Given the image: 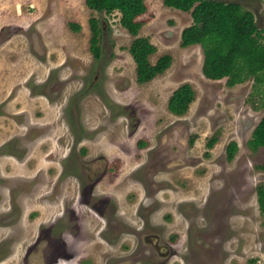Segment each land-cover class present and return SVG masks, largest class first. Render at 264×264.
Wrapping results in <instances>:
<instances>
[{
  "label": "rangeland",
  "instance_id": "374dc122",
  "mask_svg": "<svg viewBox=\"0 0 264 264\" xmlns=\"http://www.w3.org/2000/svg\"><path fill=\"white\" fill-rule=\"evenodd\" d=\"M224 1L239 2L251 11L264 38V0ZM145 4L146 12L137 18L142 23L137 37L147 38L154 46V51L148 57L151 64L165 55L171 57V62L152 80L139 84L136 82V66L129 52L136 37L120 24L118 11L106 13L91 10L85 0H0V107L5 106L8 117L0 118V144L11 136L28 132L33 136L50 137L49 141L56 150L59 137L68 134L67 121L77 120L85 128L86 161L91 164L99 156L108 161L103 181L106 182L116 175L112 171L122 172L123 175L118 178L121 179L129 168L144 161L145 148L156 146L166 135L163 132L167 128L173 131L172 137L170 133L167 134L168 141L174 142L172 151L179 149L175 143L184 141L178 137V133L186 128L197 137L196 146L190 153L200 158L206 151L208 138L218 132L219 142L209 153V158L206 162L199 159L206 166L203 171L205 176L194 179L195 182L185 193L170 192L165 195L161 192L159 196L166 199L165 205L171 211L178 200H187L188 204L193 201L190 208L189 205L182 207L187 218L174 215L178 236L182 239L187 238L185 227L188 221L192 229L198 230L201 235V229L219 222L214 217L215 213L219 217L218 213L226 208L227 201L231 204L241 203V213L246 218L237 219L236 223L240 243L237 241L230 248L235 254L233 259L228 262V257H223L222 264H264V214L259 211L256 197L257 188L264 186V173L261 171L264 149L259 147L251 150L248 147L251 132L262 116L263 85L253 87V80L248 79L228 87L225 79L212 81L204 78L201 73V47L181 46L182 30L193 24L190 13L166 7L163 0H145ZM90 18L97 19L99 24L98 45L102 52L97 57L89 48L92 35L88 23ZM70 23L79 26V29L73 30ZM10 71L12 77L7 74ZM182 84L191 86L194 100L181 119L176 120L177 117L167 110V101ZM16 112H19L17 116H9ZM24 127L28 129L24 130ZM74 129L77 130V127ZM167 135L159 145L165 146ZM106 139L118 142L119 148L107 147L104 142ZM229 141H235L238 149L234 160L222 169L219 160L223 161L224 147ZM141 142L147 145L142 148ZM39 143L33 144L32 155L37 157L35 161L38 165L35 168L42 167L45 170L47 163L42 160L40 153L35 152L42 149ZM52 145L50 148L44 146V152L52 149ZM214 150L215 155L219 153L221 156L217 161L214 159ZM121 151H127L135 158L131 159L130 155L126 157ZM114 155L118 156L119 162L114 159L116 163H110ZM15 173L19 179V173L12 169V174ZM24 174L29 176L31 173ZM217 174L220 175L211 181V177ZM8 176L3 179L4 186H13L15 177ZM36 177L38 183L42 179L49 181L44 173H38ZM221 183L225 184L222 197L220 192H216L222 186ZM114 186L101 188L108 195ZM99 190L100 187L95 193L98 194ZM211 191L206 206L204 200ZM119 193L121 198L125 192L122 195ZM89 197L96 199L97 195H89L85 200ZM4 198L1 205L8 203V197L3 195ZM222 198L225 200L222 201ZM12 203L16 207L19 202L13 200ZM46 205L27 209H39L32 215L35 217L32 235L36 234L34 227L39 223L42 224L44 236L51 231L47 222L53 214L48 212L49 207ZM82 207L88 221L91 220L95 226L93 207L88 204ZM193 207H196V213L191 216L189 211ZM166 212L165 208L157 218ZM11 219H14L13 216L6 220ZM0 225H4L1 220ZM25 225L22 230H25ZM13 228L0 233L1 264L22 263L25 250L36 239L19 240L21 248L17 251L16 239L13 240L10 235H16L18 227ZM197 239L199 245H206L201 237ZM190 246L194 248V245ZM12 250L14 253L11 254ZM190 257L188 252L182 256L178 252L166 264H184L183 261ZM126 261L130 263L129 259Z\"/></svg>",
  "mask_w": 264,
  "mask_h": 264
},
{
  "label": "flooded vegetation",
  "instance_id": "af4514ba",
  "mask_svg": "<svg viewBox=\"0 0 264 264\" xmlns=\"http://www.w3.org/2000/svg\"><path fill=\"white\" fill-rule=\"evenodd\" d=\"M167 110L177 117L176 120L181 119L187 111L183 114H174L169 111L168 104ZM6 113L5 106H1L0 118H6ZM18 114L19 112H16L9 116ZM256 126L248 140V147L251 150L262 148L261 146L253 147L250 143ZM73 127H77V130H73ZM26 128L28 129V127L23 129ZM66 128L68 134L59 137L56 150L49 141L50 137L38 134L33 136L28 132L11 136L0 144V171L3 172H0V205L6 199H3V195L8 197V203L0 206V220L4 223L0 225V233L18 227V230L15 229L16 235L13 233L10 235V238L16 239L17 251L21 248L19 240L36 237L25 250L20 264H166L178 252L181 256L185 252L191 255L189 259L183 261L184 264L187 262L222 264L223 257H228V262L233 259L235 254L230 248L237 241L240 243V236L237 237L239 229L236 224L237 219L246 218L241 213V203L231 204L227 201L226 208L219 211V217L215 213L214 217L219 219V222L201 229V235L198 230L192 229L189 221L185 222L187 238L182 239L178 236L174 215L179 214L181 218H187L188 215L183 214L182 207L189 205L190 208L193 201L191 200L188 204L187 200H178L171 211L167 204L165 205L166 199L159 196L161 192L165 195L170 192L171 194L185 193L195 182L194 179L205 176L206 173L203 171L206 166L204 162L203 164L199 162V159L206 162L209 158V153L219 142L218 132H214L208 138L205 143L206 151L200 158L190 153L196 146L195 135L190 134L186 128L181 129L178 137L183 138L184 141L175 143L179 149L172 151L174 142L168 141V135L170 133L172 137L173 131L172 128H167L163 132L168 134L164 140L166 147L159 145L165 138L166 135H164L156 146L145 148L144 161L129 168L128 172L124 173L125 176L118 179L123 173L112 171L111 173L116 175L112 176L111 180L103 182L108 167L106 158L99 156L91 164L88 163L84 126L77 123V120H70L67 121ZM13 138L16 139L11 141ZM38 142L42 149L35 152L40 153L42 160L47 163L45 170L42 167L35 168L38 162L35 161L37 157H33L31 148ZM104 142L107 147L119 148L118 142H113L111 139H106ZM140 144L142 148L147 145L145 142ZM51 145L52 149L44 152L43 147L50 148ZM237 149L238 145L235 141H229L225 145L222 158L224 162L219 160L222 169L234 160ZM64 150L67 151L63 153ZM121 153L126 157L130 155L131 159L135 158L127 151H121ZM213 154L215 155V150ZM115 155L112 156L110 163L119 162L118 156ZM220 158L219 153L214 156L215 161ZM12 169L19 173V179L16 173L12 174ZM117 170L122 171V169ZM25 172L31 174L24 176ZM38 173H44L49 181L42 179L38 183L36 177ZM6 175L15 177L16 182L13 186H4L3 179ZM219 175H213L211 181ZM221 184L222 186H219L216 192H220L222 197L225 184ZM110 185L115 186L110 189L108 195H105L103 187ZM99 187L100 190L96 194L95 190L98 191ZM121 191L125 193L122 195ZM138 191H141L142 195ZM117 193L122 195L121 198ZM211 193L212 191L206 194L207 198L204 200L206 206ZM89 195H97V198L89 197L90 199L85 200ZM13 200L19 202L16 207H13L15 205L12 203ZM224 200L225 198H222V201ZM42 204H47L48 212L53 214L47 223L54 233L49 231L47 236H44V230H41L42 224L39 223L34 227L36 234L32 235V225L35 220L32 215L39 209L31 208L29 211L27 209L42 206ZM87 204L93 207L95 226L85 216L82 206ZM165 208L167 212L158 219V215ZM167 213H170L171 218ZM189 213L193 216L196 213V207L191 208ZM9 216H13L14 219L6 220ZM24 223H26L25 230H22ZM173 227L175 229L171 230ZM198 236L206 245L197 243ZM190 243L194 245V248L190 246ZM12 252L14 253L13 250L10 253ZM128 259L130 263L126 261ZM223 264L226 263L223 262Z\"/></svg>",
  "mask_w": 264,
  "mask_h": 264
},
{
  "label": "trees",
  "instance_id": "16d2710c",
  "mask_svg": "<svg viewBox=\"0 0 264 264\" xmlns=\"http://www.w3.org/2000/svg\"><path fill=\"white\" fill-rule=\"evenodd\" d=\"M86 6L97 12L118 11L120 24L136 37L129 52L136 66V82L143 84L162 73L171 62L170 56H162L155 64L149 62L154 46L147 38L137 37L142 23L137 20L147 10L145 0H85ZM166 7L189 12L193 24L180 34L181 46L199 45L203 53L201 73L212 81L225 79L228 87L253 80V87L260 84L264 90V38L256 24L254 14L239 2L224 0H163ZM90 52L100 56L101 46L98 20L90 18ZM77 31L79 26L70 23ZM194 100V91L189 84L177 87L168 99V109L174 114H183ZM262 117L251 139L253 147L264 149V94L261 101ZM264 173V163L261 167ZM260 213L264 214V186L256 190Z\"/></svg>",
  "mask_w": 264,
  "mask_h": 264
},
{
  "label": "crops",
  "instance_id": "0c3cea01",
  "mask_svg": "<svg viewBox=\"0 0 264 264\" xmlns=\"http://www.w3.org/2000/svg\"><path fill=\"white\" fill-rule=\"evenodd\" d=\"M30 73V72H29ZM7 74H9L10 75V77H12L13 75H12V73H11V71L8 73L7 72ZM19 83H21V82H19ZM17 89H18V87H16ZM9 118H11V117H9Z\"/></svg>",
  "mask_w": 264,
  "mask_h": 264
},
{
  "label": "bare ground",
  "instance_id": "6f19581e",
  "mask_svg": "<svg viewBox=\"0 0 264 264\" xmlns=\"http://www.w3.org/2000/svg\"><path fill=\"white\" fill-rule=\"evenodd\" d=\"M226 221V220H225ZM228 223H229V221H228ZM227 227V226H226Z\"/></svg>",
  "mask_w": 264,
  "mask_h": 264
}]
</instances>
